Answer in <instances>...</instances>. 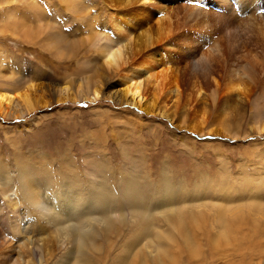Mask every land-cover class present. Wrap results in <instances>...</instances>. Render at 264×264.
Wrapping results in <instances>:
<instances>
[{"label": "rangeland", "instance_id": "374dc122", "mask_svg": "<svg viewBox=\"0 0 264 264\" xmlns=\"http://www.w3.org/2000/svg\"><path fill=\"white\" fill-rule=\"evenodd\" d=\"M9 1L13 0H0V75L4 74L0 80H13V87L23 88L36 79L33 96L43 95L50 101V106L24 117L0 116V169L10 173L8 197H15L18 201L12 207V213L22 217V226H27L29 219L23 196L17 199L15 191L19 187L16 162L28 163L30 159L40 161L45 158L54 162L51 176L60 178L62 164L70 159L74 164L78 163L81 180L88 177L85 174L88 162L98 168L97 174L104 177L109 192L120 197L123 194L119 188L121 180H132L139 187L144 203L152 209L170 202L171 196L176 205L200 200L192 205L193 209L180 206L181 209L175 211L180 220L173 214L172 220L167 222L161 213H154L152 236H156L158 229L173 232L174 241L166 248V253H158L161 264H264V208L250 209L249 200L258 198L264 201V133L255 129L264 119V102L259 101L262 92L257 90L253 94L255 97L245 98L225 87L226 82L236 79L245 83L253 78L264 81V42L258 44L256 41L249 46L260 62H247L242 55L235 56L232 62H218L220 54L216 50L222 48L219 38L214 35L211 20L204 16L209 9L205 0H198L193 8L192 2L186 6L179 0H159L155 9L146 10L149 11L147 14L138 10L144 2L138 0L139 5L128 9L140 13L139 22L146 18L151 22L153 34L160 41L156 47L163 49L175 73V86L167 83L165 91L159 94L161 111L169 110L166 118L118 102L116 99L121 95L117 77L101 66L103 59L99 50L106 40L102 37L88 40L93 31L112 37V14L123 11L118 0H79L87 8L83 14L85 19L83 15L68 10L66 0H60L56 7L53 6L57 0H35L45 10L44 20H52L47 32L56 33L60 27L68 37L58 43L63 51L58 57L54 48L47 50L42 43L31 44L19 38L23 29L11 26L8 13H12L15 5L7 3ZM160 11H164L163 15ZM29 14L22 13V16L28 19ZM31 16L32 13L29 18ZM33 18L29 21H33L38 30L35 15ZM248 19L249 14L241 16L240 21ZM170 22L177 32V40L173 43L172 38L167 39L169 34L165 30ZM255 23L253 28L258 30L260 23ZM160 26L163 28L161 34L157 33ZM193 54H196V60L202 58L203 65L199 68L191 66L190 56ZM205 65L213 67L218 88H221L216 101L212 95V78L206 76L205 70H200ZM12 67L21 68V73L16 75L18 81L7 74ZM14 68L12 72L16 70ZM86 78L94 86L100 85L104 97L99 101H57L59 98L53 93L55 89L71 85L73 92L77 83L82 85ZM176 88L179 93L175 92ZM198 90L203 93L199 99L195 95ZM226 100H229L227 105ZM255 103L259 106L255 115L258 120L252 119L251 108ZM203 123L206 124L205 130ZM191 126L198 127L199 131H192ZM207 130L215 133L208 134ZM40 179L42 182L51 181L49 175ZM59 182V179L54 180V184ZM228 190L231 196L223 199L220 196L222 191ZM40 194L47 196L46 191ZM7 200L0 190V206L7 205ZM224 200H230L227 209L222 205V202L226 203ZM212 203L219 207L211 206ZM117 224V230H114L117 232L110 234L109 240L104 234L96 239V246L101 250L90 248L83 258L87 264H131L132 259L135 264L158 263L145 242L139 246L138 252L134 250L123 260L124 246L132 243L138 227ZM37 226L31 222L27 231L21 234L17 231L14 237L9 236L13 242L7 249L9 255L16 258L22 253L25 264H40V259L44 263L42 243L52 240L53 235L48 231L39 235ZM7 229L0 224L3 233H8ZM184 230L190 232L194 247L182 239ZM49 245L56 250L48 264H60L66 258H71L69 264H75L74 258L79 261L78 253L67 256L65 249L60 250L52 243Z\"/></svg>", "mask_w": 264, "mask_h": 264}, {"label": "bare ground", "instance_id": "6f19581e", "mask_svg": "<svg viewBox=\"0 0 264 264\" xmlns=\"http://www.w3.org/2000/svg\"><path fill=\"white\" fill-rule=\"evenodd\" d=\"M179 1L185 3L186 6L189 5L188 2H192L193 8V6H196L198 0ZM11 2H13V6H16V9L14 6L12 13H8V18L12 21L11 26L14 25L16 28L22 27V31L20 30L21 28L18 29L20 30V33L18 34L19 38L31 44H35V42L42 43L43 48L47 50L54 48L55 56H62L63 51L60 50L58 43L68 40L66 39L68 37L60 27H58L56 33H53L55 31L47 32V28H51L52 20H44V15H46L45 10L42 9L37 1L13 0L7 3L10 4ZM59 2L60 0H57L56 5L53 4L55 5L53 7H56ZM117 2H120L119 7H121L123 11L121 13L112 14V37L108 34H104V32L101 34L100 31H93L94 33L91 38L88 37V40L91 39L92 41L98 37H102L101 39L106 40L99 50L103 59L101 66L105 70L108 69V71L111 70L114 72L117 77V83L120 86L121 95L120 98L117 97L116 99L118 102H124V104L143 110L147 114L166 117L165 114H167L169 110L165 108L161 111L159 94L165 91V88L168 85L167 83H172L175 86L176 81L173 79L175 73L170 66V60L167 55L164 54L162 48L156 47V44L160 41L159 38H155L153 34V28L150 25L151 22L147 20L146 16V20L142 23L139 22L138 17H140V13H132L131 9H128L137 5L138 0H118ZM141 2H143V8L140 6L138 7V10L141 11L142 14L149 13V11L146 10H150L151 8L155 9V6L160 3L159 0H141ZM205 2L209 9L205 11L204 16L208 20H211L209 21L212 24L214 35L219 38L222 48V50H216L220 54L217 56L218 62H232V59L238 55L246 57L247 62H260L258 60L259 58H255L259 56H256L249 46L251 45L252 47V44L256 41L258 44L262 41L264 42V0H237L236 2L235 0H205ZM66 3L68 10L79 15H83L87 10L84 3L79 0H66ZM95 3L97 4V2ZM194 3L195 5H193ZM20 9L21 11L19 12L18 10ZM27 12H30V14L32 13L33 17L35 15V21L38 22L37 28L39 26L38 30L36 27L34 28L32 24L33 21H29V19L32 20L33 18L32 16L29 18L30 14L28 15V19L25 16H22V13L23 15L26 13L27 15ZM163 12L164 11H160V14L163 15ZM248 14L249 19L246 22H244L245 19L243 22L242 20L240 21L241 16L244 17ZM84 17L85 16L83 15V19H85ZM206 22L207 21L205 20V23ZM255 22L260 23L259 25L261 27L258 30H255V26L252 25ZM247 23H249L250 26L247 25ZM142 24H146V26H143ZM159 28L160 29L157 30V33L161 34V29L163 28L162 26ZM165 30H167V34H169L167 39L171 40L172 38V43L175 42L177 40V32L175 31L174 24L170 22L169 27ZM171 34L172 36H170ZM56 35L57 39H55ZM262 51L263 49L261 52ZM136 57L138 58L134 60ZM190 57L192 67L199 68L203 65L201 57L198 58V60H196V54H193ZM13 68L14 67H12L11 71L7 73L10 78H16V75L21 73L20 67L14 68L16 70L12 72ZM200 70H205L207 74L206 76L212 78V81L214 82L211 84L214 86L212 95L214 101H216L217 93L219 94L221 88H218V81L214 76L216 75L215 70L208 65L205 68L201 67ZM0 76L3 77L4 74ZM16 79L18 81V78ZM35 80L36 79H32V81L27 83L23 88L13 87L12 84L15 83L13 80L9 82L8 80H0V116L2 118H20L24 117L25 114L28 115L35 110L50 106V101L47 100V98H44L43 95L40 97L33 96L35 91ZM82 83V85L77 83L76 88L78 89L75 88V91L73 92H71L73 89L71 85H65L64 87L55 89L53 93L59 98L57 101H99L104 97L100 85L94 86V83H92L89 78L83 79ZM225 87L226 89H230L231 93L237 92L245 98L252 97L255 91L257 93V90H260L262 94L259 101L261 102L262 100L264 102L263 80L253 78L251 82L245 83L240 79H236L226 82ZM175 92L179 93V89L176 88ZM201 94L203 93L198 90L195 94L196 98L199 99ZM113 100L115 99L113 98ZM228 102L229 100H226L225 105H227ZM231 107H233L232 104ZM258 107L257 103H255L254 108H251L252 119L254 120H258V117H255V115L258 114ZM260 109H262V107ZM260 111L263 112L262 110ZM170 120L173 121L172 119ZM262 122L263 123L260 126L255 128L260 133H264V119ZM205 125V123L202 125L204 129L201 127L203 130L206 129ZM191 129L194 132L199 131L196 126H191ZM207 133L211 134L215 132L207 130ZM69 160L70 159L66 160L62 164L63 167L61 169L59 168L61 173L60 178L51 176L52 174H50V172L55 167L54 162L47 161L45 158H42L40 161H32L30 159L28 163H24L23 161L16 162V177L19 187L14 190L17 191V199H20V197L23 196L28 211L29 221L25 224L27 226H22L23 219L20 215H16V213L13 215L12 213V207L16 206L18 201L15 197H12L11 199L8 197L10 196L8 195L10 192V173L8 170H4L3 168L0 169V190L2 194L8 198L6 201L7 205L3 204L2 207L0 206V224L2 227L6 226L8 228L7 230H9L6 231L8 233H3L0 230V264H25V259L23 258L22 253H19L18 257L14 258L13 255H9L7 249L9 244L13 243L9 236L12 235L14 237V233L17 231H20V234L27 231L30 229L31 222L36 223L38 225L37 227L40 228L37 230L39 235H45L47 231L53 235L52 240H45L42 243V258H44L45 264L51 262L54 258L53 252L56 250L54 247L50 248L49 243L57 246L60 250L65 249L66 252H68L66 254L67 256H72L78 253L79 261L74 258L75 264H87L88 262L83 260L85 254H87L90 248H94L97 251L101 250L96 246V239L104 234L107 240H109V235L117 232L114 231L117 230V223L120 225L134 224V227H138L137 234H134L132 237V243L124 246L126 249L125 252L123 251L124 253L122 252L124 254V257L122 256L123 260L128 258L130 253L134 252V250H137L138 252L140 250L139 246L145 242V245L148 246L147 250L149 253L151 252L153 258L157 259L158 263L161 264V255L159 256L158 253L163 255L166 253V248L170 247L174 241L172 237L173 232L168 233L167 231V233H165L166 231H163V229H158L156 236H152L150 231L155 223L153 218L154 213H161L162 219L167 222L172 220V217L174 216L173 214H175L178 220H180V216L177 215L175 211L181 209L180 206L182 205L190 206V209H193L192 205L198 203L200 200L191 204L185 201L176 205L175 203H172L175 200L172 201L171 196L170 202L152 209L149 205L147 206L144 203L143 195L140 194L139 192L141 191L137 189L139 187L134 185L132 180H129L128 178H125L126 181L121 180L122 182H120L119 188L121 189L120 192H123V194L120 197L113 192H109L106 187V180H104V177H99L97 174V167L92 166L91 164L89 165L87 162L85 174L88 177L83 181V179L81 180V178H79L78 163L74 164L73 161L71 162ZM30 169L34 171L41 170L43 172L34 173ZM48 175L51 178V181L44 180L42 182L40 177L47 178ZM55 179L60 180L59 184H54ZM42 191H46L47 196H42L40 194ZM220 196L225 199L231 195L228 190V192L222 191ZM249 200H251L250 209L254 208L261 210V208H264V201H261L258 198H251ZM224 201H226V203L222 202L223 207L226 209L229 208L228 205L230 200ZM211 206H216V208L219 207L213 203ZM197 215L199 214L197 213ZM174 220H176V218ZM169 232H171V230ZM183 234L184 235L181 236L185 243L194 247L192 244L194 241H191L192 237H190V232L186 231ZM70 260L71 258L63 259L60 264H69ZM39 263L44 264L42 263V259L39 260ZM135 263V260L132 259L131 264ZM137 264H139V262H137Z\"/></svg>", "mask_w": 264, "mask_h": 264}]
</instances>
